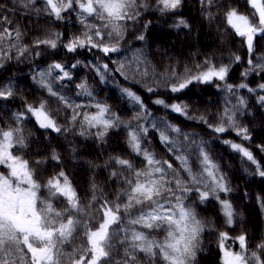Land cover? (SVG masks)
<instances>
[{
  "label": "trees",
  "instance_id": "1",
  "mask_svg": "<svg viewBox=\"0 0 264 264\" xmlns=\"http://www.w3.org/2000/svg\"><path fill=\"white\" fill-rule=\"evenodd\" d=\"M136 3L139 15L133 20L120 21L124 35L119 40V51L105 54L99 47L86 45L74 52L65 47L71 38L86 31L75 3L62 11V19H57L44 10V0H0V31L12 33L10 38L5 37L4 55L0 56V90L12 91L7 99L0 98V128L19 129V135L24 138V146L17 145L14 132L9 151L13 157L27 161L28 170L40 185L37 208L43 199L56 211L64 213V220L72 217L83 225L77 226L71 243L61 246L60 260L67 264L68 254L75 258L84 255V264H88L92 254L87 251L90 246L85 231L97 230L103 222L105 202L109 207L127 202L124 193L130 190V185L126 180H134V176L132 169L120 165L117 159L128 160L136 171L146 168L145 158L128 143L130 134L136 132L142 151L152 153L162 164L172 165L165 169L169 174L167 179L175 181L179 177L188 188L184 192L174 182L165 185L182 197L183 207L190 209L201 224L194 242L196 254L186 264H224V251L241 252V235L245 237L243 254L247 264H264V247H261L264 245V177L259 175V171H264V101L260 100L264 97V89L260 88L264 84V71L259 68L251 71L254 65L264 64V33L255 36L253 49L249 51L246 38L239 36L226 20V13L233 8L248 16L253 24L258 14L253 15L256 10L249 0H211L210 3L182 0L176 9L170 10H162L159 0H136ZM84 15L87 23H103L94 14ZM141 35L143 40L138 39ZM50 38L56 39L55 48L37 43ZM105 42L111 45L116 39L105 36ZM25 48L27 50L20 55L19 51ZM236 56L240 59L236 60ZM54 63L61 64L70 78L61 79L59 69L49 71ZM121 64L123 69H120ZM210 66L217 69L227 66L225 79L193 81L179 92L171 91V86L178 82L177 77H184L187 70L199 73ZM144 71L147 75L141 74ZM245 72L247 76L242 75ZM41 73L45 74L43 78ZM81 84L87 89H82ZM241 84L247 87H239ZM227 85L232 86L231 91ZM148 88L154 91L149 92ZM124 89L138 95L144 108L132 101ZM156 100H163L164 104H157ZM41 102L45 103L49 117L61 128L60 132L40 127L35 115L28 111L29 105L36 107ZM97 104L109 108L105 119L114 114L119 121L108 129L103 139L95 135L100 127L89 128L83 120L84 115L98 113ZM172 104L186 105V115L165 107ZM74 109L79 113L75 121L72 120ZM226 109L235 113L236 123L248 130L250 139L237 135L231 128L217 133L208 126L219 124ZM141 111L143 115L136 119ZM17 114H20L19 120ZM168 126L179 128L180 132ZM162 132L168 136V144L160 139ZM225 141L250 151L256 163ZM202 153H207L216 165V175L224 177L228 189L216 188L215 195L209 192L203 200L200 192L215 188V182L203 170ZM54 155L59 159H54ZM181 155L187 159L197 183L193 184L191 176L184 171L177 158ZM173 171L176 176L172 175ZM61 172L67 176L84 211L72 209L67 198L60 194L49 195L45 187L47 181ZM9 173L5 165H0V174L8 176ZM60 182L63 184L62 178ZM165 195L162 192L160 199ZM169 200L176 205L174 198L169 196ZM222 202L231 205V223ZM151 208V202L136 205L128 212L122 208L120 220L110 226L109 234L115 230L123 239L124 235H130L129 229H135L149 240L164 241L168 232L166 225L147 228L129 223L131 218ZM130 244V240L116 243L108 259L114 258L117 262L126 259ZM129 251L135 261L129 259L128 264H169L155 245L152 254L139 249ZM253 252L256 258H252ZM100 264L105 261L102 259Z\"/></svg>",
  "mask_w": 264,
  "mask_h": 264
},
{
  "label": "snow or ice",
  "instance_id": "2",
  "mask_svg": "<svg viewBox=\"0 0 264 264\" xmlns=\"http://www.w3.org/2000/svg\"><path fill=\"white\" fill-rule=\"evenodd\" d=\"M29 2H33V0H29ZM181 2L182 0H159L162 10L176 9ZM205 2L210 3L211 0H205ZM44 3V10L50 15H54L57 19H62V11L72 8L74 3L80 9L81 22L85 24L86 31L81 36L71 38L69 43L65 45L68 51L73 52L77 48H84L86 45L90 46V48L99 47L105 54L119 51V40L124 35V26L120 21L126 19L133 20L139 15L136 0H59L58 3L56 0H44ZM249 3L256 10L253 15L258 14V20L255 24L250 22L248 16L239 14L234 8L226 13V20L239 36L246 38L247 47L251 51L253 49L254 37L264 33V2H261V0H249ZM144 7H147V5L144 4ZM85 13L89 15L94 14L95 18L103 23L100 25L87 23ZM181 23L184 22L181 21ZM105 29L107 31H103ZM6 36L10 38L12 33L6 30L0 31V56L4 55L2 48ZM15 36L18 40L20 36L19 31L15 33ZM105 36L115 38L116 42L109 45L105 42ZM58 38L56 37V39ZM56 39L40 40L37 43L48 44L50 47L55 48L57 46ZM138 39L143 40V35L139 36ZM26 50V48L20 50L19 54L23 55V52ZM235 59L239 60L240 57L236 56ZM248 62L249 64L252 63L251 60ZM136 63L139 64V59ZM103 67L107 69L108 66L104 65ZM123 68L124 65L121 64L120 69ZM257 68L264 71V64L254 65L251 71H255ZM54 69L60 70L62 73L61 79L70 78L69 73L64 70L61 64H52L49 71ZM228 71L229 68L227 66H220L218 69L215 66H210L206 71H200L199 73H191L189 69L186 71L184 77H177L178 82L171 86V91L179 92L193 81L209 82L213 78L224 80ZM141 74L147 75V72L144 71ZM44 75V73H41L42 78ZM172 75H175V73L173 72ZM242 75L247 76L248 72ZM41 82L44 83V80L42 79ZM80 87L85 90L87 89L85 84H81ZM226 87L231 91V85H227ZM239 87H247V85L241 84ZM260 88L264 89V84L260 85ZM48 90L51 92L50 86ZM147 90L149 92L154 91L153 88H148ZM123 91L132 101L139 104L141 109L144 108L143 102L138 95L127 89ZM250 91L254 90L250 89ZM52 95H56V93L52 92ZM10 96H12L10 89L0 90V98L7 99ZM60 99L63 100V97ZM260 100L264 101V97H260ZM64 102L67 104V101ZM155 103L164 104V101L156 100ZM240 104H243L242 99L240 100ZM75 107L79 108L80 106L76 105ZM96 107L98 113L92 116L84 115L83 120L89 128L100 127L101 130L95 133V135L103 139L108 129L116 126L119 121L114 114L109 119H105V113L109 111L106 105L97 104ZM165 107H171L174 112L186 115V105L172 104L165 105ZM28 111L35 115L40 127L51 128L56 132L61 131V128L47 114L45 103L41 102L36 107L29 105ZM142 115L143 112L141 111L138 113L136 119H140ZM78 116L79 113L74 109L72 120L75 121ZM234 117L235 113L232 110L226 109L221 116L219 124H209L208 126L217 133H223L231 128L237 132V135L244 139H250L248 130L237 124ZM16 119H20V114H17ZM201 119L203 120V117ZM204 122L207 123V121ZM137 127L139 128V126ZM168 127L177 133L180 132L179 128ZM141 131L147 132V129H141ZM14 132L17 133L15 143L23 147L24 138L22 135H19V129L5 131L0 128V165H5L10 170L8 176L0 174V264H62L60 260V256L62 255L61 246L65 243H71L77 226L83 225H80L79 221L74 220L72 217L64 220V213L56 211L50 202L43 199H40V207L39 209L37 208V193L40 185L33 179L32 172L28 170L27 161L21 160L19 157H13L9 151V148L13 144ZM160 139L165 144L169 143L168 136L163 132L160 135ZM225 142L229 143L232 148L242 152L248 160L256 163L250 151L231 141ZM128 143L134 151L145 158L146 168L136 171L128 160L117 159L120 165H125L129 169H132L134 180H126V183L130 185V190L124 193L127 197V202L123 205L113 204L111 207L105 202L103 205V222L98 225L97 230L87 229L85 231L84 234L90 246L87 251L92 254L88 258V264H100L102 259L105 261V264H128L129 259L133 262L135 261V256L131 255L129 249L131 251L139 249L152 254L154 245L160 249L163 259L168 261L169 264H186V261H189L196 254V244L194 242L197 239V233L201 230V224L196 220L195 214L190 209L183 207L182 197L173 192L170 187H165V185L174 182L176 187L184 192L188 191V188L184 186L179 177H176L175 181L167 179L169 174L165 169L172 168V165L167 162L162 164L152 153L147 150L142 151L136 132L130 134ZM53 158L59 159L56 155ZM177 158L180 160L181 165L184 166V171L191 176L192 183H197V177L192 175L187 159L182 155ZM202 163L204 165L203 170L215 182V188L200 192L201 200L206 199L209 196V192L215 195L216 188L228 191L224 184V177H217V167L207 153H202ZM155 174L159 175L155 176ZM172 175L176 176L175 171H173ZM259 175L264 177V171H259ZM61 178L63 179V184L60 182ZM23 185H27V187ZM45 187L48 189L50 196L60 194L67 198L72 209L78 212L84 211L80 206L77 193L63 172L59 173L58 177L48 180ZM162 192L166 193L163 200L160 199ZM169 196L176 200V205L171 203ZM145 202H151V210L142 211L138 216L131 218L129 223L143 225L147 228H159L166 225L168 232L167 238L164 241L149 240L142 232L135 229H129L130 235H124L123 239L116 235L115 230H113L112 235L109 234L110 226L120 220L119 213L122 208L125 212H128L134 206ZM222 203L224 212L228 217V222L231 223L233 215L231 205L227 202ZM165 204L168 205L167 208H165ZM128 240L131 241V244L129 245V249H126V259L121 262L115 261L114 258L108 259L110 254L115 251L116 243L122 244ZM239 241L241 252L231 253L226 251L224 254V264H247L245 255L243 254L246 248L245 237L241 235ZM261 247H264V245H261ZM80 251L84 250L81 249ZM251 256L252 258H256L254 252L251 253ZM84 261V255L75 258L73 254H68L67 264H84Z\"/></svg>",
  "mask_w": 264,
  "mask_h": 264
},
{
  "label": "rangeland",
  "instance_id": "3",
  "mask_svg": "<svg viewBox=\"0 0 264 264\" xmlns=\"http://www.w3.org/2000/svg\"><path fill=\"white\" fill-rule=\"evenodd\" d=\"M261 2H263V0H261ZM255 38V37H254ZM254 41V40H253ZM37 119V118H36ZM38 121V120H37ZM39 122V121H38ZM15 183V182H14ZM24 187H27V185H23ZM226 251H224V254H225ZM224 258H225V255H224Z\"/></svg>",
  "mask_w": 264,
  "mask_h": 264
}]
</instances>
